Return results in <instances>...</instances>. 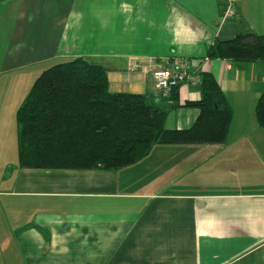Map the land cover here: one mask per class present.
I'll list each match as a JSON object with an SVG mask.
<instances>
[{
  "label": "crops",
  "instance_id": "crops-1",
  "mask_svg": "<svg viewBox=\"0 0 264 264\" xmlns=\"http://www.w3.org/2000/svg\"><path fill=\"white\" fill-rule=\"evenodd\" d=\"M221 12V0H0L2 74L81 56L106 68L111 91L159 100L146 60L176 55L210 71L232 109L223 143L155 144L119 169L27 168L15 122L24 97L0 89V264H264L263 64L206 57L215 39L264 33V0ZM176 94L163 103L198 99V84ZM196 116L173 107L165 127Z\"/></svg>",
  "mask_w": 264,
  "mask_h": 264
},
{
  "label": "trees",
  "instance_id": "trees-1",
  "mask_svg": "<svg viewBox=\"0 0 264 264\" xmlns=\"http://www.w3.org/2000/svg\"><path fill=\"white\" fill-rule=\"evenodd\" d=\"M206 57L259 62L264 69V33L215 39ZM176 89L168 100L176 99ZM198 89V99L167 105L166 97L111 91L106 68L84 57L54 63L16 109L17 167L119 169L145 158L155 144L223 143L232 119L224 91L210 71L200 72ZM179 105L197 110L194 122L166 128L168 110ZM254 115L264 128V81Z\"/></svg>",
  "mask_w": 264,
  "mask_h": 264
},
{
  "label": "built area",
  "instance_id": "built-area-1",
  "mask_svg": "<svg viewBox=\"0 0 264 264\" xmlns=\"http://www.w3.org/2000/svg\"><path fill=\"white\" fill-rule=\"evenodd\" d=\"M222 12L220 21L227 20L236 14L237 0H221ZM140 60L135 59L131 66L139 67ZM148 68L156 88L161 96L166 97L183 83L198 84L200 82V74L192 71L185 59L169 55L155 59L146 60Z\"/></svg>",
  "mask_w": 264,
  "mask_h": 264
},
{
  "label": "rangeland",
  "instance_id": "rangeland-1",
  "mask_svg": "<svg viewBox=\"0 0 264 264\" xmlns=\"http://www.w3.org/2000/svg\"><path fill=\"white\" fill-rule=\"evenodd\" d=\"M53 63L54 62L47 64L45 66V68L48 67L49 65L53 64ZM42 69H44V68H42ZM41 71L42 70L34 72V71H29V70L25 69V70H22V72H18V74H15V75H6V74L0 73V89H8V88L19 89L21 95H23V97H25V95L27 94V92L29 91V89L31 87L33 80L36 78L37 75H39L41 73ZM20 88L21 89L23 88L22 91ZM21 95H20V97H21Z\"/></svg>",
  "mask_w": 264,
  "mask_h": 264
}]
</instances>
